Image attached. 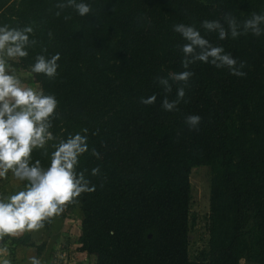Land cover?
Wrapping results in <instances>:
<instances>
[{
	"label": "trees",
	"instance_id": "1",
	"mask_svg": "<svg viewBox=\"0 0 264 264\" xmlns=\"http://www.w3.org/2000/svg\"><path fill=\"white\" fill-rule=\"evenodd\" d=\"M57 2L0 0V25L33 28L35 43L14 67L31 72L37 55L60 54L55 78L31 73L57 100L53 135L87 129L89 151L77 170H87L95 190L64 209L80 208L79 248L90 264H238L242 257L264 264V35L219 40L200 27L219 20L227 30L226 14L242 25L264 14V0H85L84 17L71 7L56 16ZM181 23L243 61L246 75L196 62L189 80L170 82L165 93L155 78L184 71L185 41L172 30ZM177 87L184 98L164 111L162 99H175ZM152 95L154 103H140ZM192 114L201 117L198 131L184 123ZM52 150H34L32 160L46 167ZM201 166L211 172L208 239L192 258L189 178Z\"/></svg>",
	"mask_w": 264,
	"mask_h": 264
},
{
	"label": "clouds",
	"instance_id": "2",
	"mask_svg": "<svg viewBox=\"0 0 264 264\" xmlns=\"http://www.w3.org/2000/svg\"><path fill=\"white\" fill-rule=\"evenodd\" d=\"M55 7L58 9L56 16L65 7L73 8L80 17L91 11L85 0H58ZM223 19L227 30L219 20H203L200 27L205 32H215L219 40L228 36L235 39L249 32L257 37L264 35V14L253 13L242 25L227 14ZM172 30L185 41L180 47L184 71L155 78L165 93L171 92L172 83H186L193 75L189 66L196 62L211 64L217 69L227 68L233 76L246 75L242 71L243 61L238 63L222 46H214L199 29L181 23L173 25ZM32 33L30 25H0V178L11 171L16 180L24 182L22 190L0 198V236L38 230L45 220L61 214L66 204L75 203L82 193L95 190V185H91L85 175L87 170H77L80 157L89 151L87 129L70 133L63 139L54 136L50 129L58 115L55 96L25 86L13 72L10 62L28 56V49L35 43L30 39ZM59 59V53L49 58L37 55L30 70L53 79L57 75ZM184 94V88L177 87L175 99L163 98L161 108L176 111ZM155 100V95L141 97L140 103L148 105ZM200 120L199 115L192 114L184 118V123L189 131H198ZM46 146L53 150L48 153V163L44 167L39 160L33 161L31 154L34 150L47 152ZM91 154L99 158L94 149ZM99 171L94 167L89 174L96 176ZM31 264H39V261L33 258Z\"/></svg>",
	"mask_w": 264,
	"mask_h": 264
},
{
	"label": "crops",
	"instance_id": "3",
	"mask_svg": "<svg viewBox=\"0 0 264 264\" xmlns=\"http://www.w3.org/2000/svg\"><path fill=\"white\" fill-rule=\"evenodd\" d=\"M12 69L25 86L34 89L35 85L38 86L29 71L21 70L13 65ZM3 178L5 180L0 178V185L4 182L5 191L0 198L22 190L21 181L16 180L11 171ZM80 221L75 224L73 218L59 214L53 217L51 225L47 228L43 226L38 230H26L14 235L0 236V264L5 262L6 264H31L33 258L38 260L39 264H90L92 262L90 254L79 248ZM12 237H22L27 242L18 244L11 240Z\"/></svg>",
	"mask_w": 264,
	"mask_h": 264
},
{
	"label": "rangeland",
	"instance_id": "4",
	"mask_svg": "<svg viewBox=\"0 0 264 264\" xmlns=\"http://www.w3.org/2000/svg\"><path fill=\"white\" fill-rule=\"evenodd\" d=\"M30 74H32L30 72ZM35 79V78H34ZM35 89H38V86ZM211 172L209 167L201 166L192 168L190 173L191 200L189 210V253L192 258L203 247L208 239V214H209V181ZM73 218L77 224L82 219L79 207L64 209L61 213ZM238 264H255L254 261L242 257Z\"/></svg>",
	"mask_w": 264,
	"mask_h": 264
}]
</instances>
